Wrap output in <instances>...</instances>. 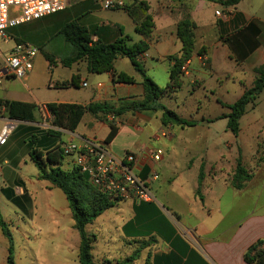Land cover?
<instances>
[{
    "label": "crops",
    "instance_id": "0c3cea01",
    "mask_svg": "<svg viewBox=\"0 0 264 264\" xmlns=\"http://www.w3.org/2000/svg\"><path fill=\"white\" fill-rule=\"evenodd\" d=\"M142 1L154 24L148 39L135 32L133 19L123 10L132 6V0H121L123 6L112 10H104L97 0H66L62 12L19 25L30 24V28L20 37L6 32L8 39L0 41L4 53L14 47L15 40L38 50L32 71L24 79H4L0 87V136L7 124L13 125L6 142L0 145V217L13 238L15 264H57L60 236L66 250L76 251L78 257L79 244L74 246L72 242L74 221L66 198L59 189L39 179L30 153L93 138L114 157L135 154L134 172L141 180L149 179L155 198L152 203L119 202L111 208L116 209L114 216H108L109 209L89 225L97 224L95 233L101 241L98 254L93 255V246V264H246V250L257 240H264V162L260 165L263 170L259 185H254L255 174L239 190L231 184L238 156L250 151L249 146L259 139L264 141V90L245 113L252 110L254 135L248 136V126L243 124L245 115L239 121L237 137L226 129V119L216 120L222 115L219 112L228 113L223 105H232L251 88L256 77L254 70L264 65V0H242L226 7L207 0ZM185 16L195 26V53L186 64L181 87L194 85L204 106L214 103L219 111L184 127L194 129L195 136H177L176 131L171 134L175 126H163L159 111L127 112L119 117L87 113L74 132L51 125L47 104L107 103L118 108L143 101L142 76L128 73L131 69L137 71L126 58L116 59L113 70L132 78L133 84L114 82L111 73L89 74L84 61L64 67L61 60L73 53L60 35L65 24L75 21L85 27L93 42L108 44L123 37L130 39L129 44L145 41L149 49L138 61L145 64L146 76L156 85L149 72L162 69L166 87L172 66L167 58L181 50L176 28ZM60 51H68V56L62 57ZM149 61L152 63L147 65ZM74 76L79 78L77 87L60 88ZM5 80L8 82L3 87ZM9 80L18 82L23 91L10 90ZM79 88L90 89L87 94L76 95ZM5 102L29 106V116L11 118ZM255 111L257 114H253ZM82 125L89 130H80ZM101 129L103 134L97 137ZM112 129L115 132L106 142ZM48 130H56L60 136H50ZM144 134L146 137L141 138ZM164 139L168 144H164ZM119 140L122 142L118 148ZM235 143L239 146L236 153L232 148ZM157 149L163 154L156 162L149 155ZM225 151L233 153L231 161H222ZM212 165L219 168L213 175L209 173ZM72 166V159L64 157L62 168L68 170ZM201 167L206 175L202 173L198 192ZM153 173L157 179H151ZM244 207L247 210L239 220L229 221ZM64 218L72 219L71 231L62 228ZM15 234L25 248L17 247ZM131 256H135L133 261H129ZM7 258L8 241L0 231V264H7Z\"/></svg>",
    "mask_w": 264,
    "mask_h": 264
},
{
    "label": "trees",
    "instance_id": "16d2710c",
    "mask_svg": "<svg viewBox=\"0 0 264 264\" xmlns=\"http://www.w3.org/2000/svg\"><path fill=\"white\" fill-rule=\"evenodd\" d=\"M132 6L124 7L123 10L133 19L136 28L135 32L144 39H148L154 29V24L150 15L147 14L148 6L142 0H132ZM216 2L222 6H235L242 0H207ZM195 26L188 16H185L179 22L176 28V35L181 42L179 54L169 56L167 60L172 63L169 70V83L164 88H159L145 74L138 61V57L148 51V44L140 41L129 44L130 39L123 37L112 43L104 44L99 41L93 42L92 35L83 26L73 21L65 24L60 30V35L65 42L73 49L71 56L61 60L64 67H70L72 64L84 61L86 71L89 74L111 73L114 82L133 84L134 80L125 74H116L113 70V63L118 58H126L130 61L134 69L142 76V86L144 89L143 101L139 104L122 105L115 108L107 103H90L88 105L76 104H47L45 108L51 116V125L54 128L74 132L79 125L82 117L89 113L97 116L119 117L127 112H161V124L163 126L174 125L179 127H191L194 122L180 118L173 111L166 109L160 99L168 91H175L181 87L182 72L181 67L191 59L195 53ZM16 44H21L20 41ZM200 54V52H198ZM51 63V61H50ZM256 75L251 88L247 89L243 95L232 105H223L227 114H223L216 120L226 119V129L237 137L240 132L239 121L245 115L248 107L253 106L260 93L264 90V65L254 70ZM79 78L74 76L69 83H63L60 88L77 87ZM9 116L13 119H25L29 116L26 114L29 106L5 102ZM114 129L110 132L109 142ZM47 134L53 137H59L60 133L56 130H48ZM30 158L39 171V179L47 181L51 186L59 189L65 196L68 203L74 229L77 231L80 242L78 248V261L80 264H93L92 243L94 236L86 232V227L101 216L105 211L118 204L119 200H112L100 193L88 181L85 174L79 169L72 166L68 170L62 168L64 156L60 147H54L48 151L42 152L37 149L32 150ZM203 169H200L198 176V192L201 187ZM252 178L245 167L242 166L240 155L236 161V168L231 179L232 186L239 190L243 185ZM0 231L8 241V258L7 264H15L13 261L14 242L7 225L0 217ZM135 256H131L129 261H133ZM243 260L246 264H264V240H257L246 250Z\"/></svg>",
    "mask_w": 264,
    "mask_h": 264
},
{
    "label": "built area",
    "instance_id": "2783aa9c",
    "mask_svg": "<svg viewBox=\"0 0 264 264\" xmlns=\"http://www.w3.org/2000/svg\"><path fill=\"white\" fill-rule=\"evenodd\" d=\"M104 10L123 6L121 0H97ZM66 0H0V41H6L7 30L32 21L62 12ZM38 50L26 44H15L9 52L0 50V87L4 79H24L33 68ZM204 63V59L200 58ZM181 67L186 74V64ZM205 64V63H204ZM205 66V65H204ZM86 86L85 83L82 84ZM5 106L1 107L3 112ZM13 125L7 124L0 136V145ZM64 157L72 159L73 166L85 174L89 183L112 200L152 203L155 201L149 179L141 180L134 172L135 154L127 153L121 158L114 157L103 144L95 140H82L81 143H66L60 147ZM162 150L150 151L149 157L159 161ZM151 179H157L156 174Z\"/></svg>",
    "mask_w": 264,
    "mask_h": 264
},
{
    "label": "rangeland",
    "instance_id": "374dc122",
    "mask_svg": "<svg viewBox=\"0 0 264 264\" xmlns=\"http://www.w3.org/2000/svg\"><path fill=\"white\" fill-rule=\"evenodd\" d=\"M28 27L30 28V24H27L25 26L16 27L14 29L8 30L7 34L12 35L13 37H20L23 34V32L26 30V28H28ZM24 35H25V33H24ZM60 53H62V55H63L62 57L68 56V54H67L68 51H66V52L60 51ZM123 60H124L125 64H128L127 63L128 61L126 59H123ZM151 63L152 62L149 61V63H147V65L151 64ZM123 67L125 68L126 65H124ZM144 67H145V64L144 65L141 64V68L143 70H144ZM63 72H65V70H63ZM128 73H131L134 77L139 76V73L138 72L136 73L132 69ZM149 75L153 76L155 78L157 85L161 89L165 88V82H164V78H163L164 76L162 74V69L156 70L155 72L150 70ZM9 81L12 82L11 84H9L10 90L16 91V92L23 91L22 87L20 86V84L18 82L14 81V80H9ZM6 82H8V80H5V82L2 85L3 87L6 86L5 85ZM181 86H182V83H181ZM89 89L90 88L76 89L75 94L76 95L87 94L89 92ZM178 93H180V94L178 95ZM0 97H2L1 93H0ZM231 99H228L227 101H232ZM160 102L166 109L173 111L175 114L180 115L181 117H183L189 121H193V120L196 121L201 116L208 117V116L213 115V112H216V113L219 112V111L218 112L216 111L217 108L215 107V104L213 102H212L213 105H211L210 107L204 106L205 102H203L202 100L199 99V96L197 95V92L195 91L194 85L189 86L188 88H185V89H182V87H180L179 89H177L175 91H168L166 94H164L162 96V98L160 99ZM224 112H226V111H224ZM257 112L258 111H255V113H253V114H257ZM219 113H222V115H223V112H219ZM252 118H254L252 116V110L249 109L247 115H245V117L243 118V124L248 126V131H247L248 136L254 135V133L256 132V130L254 129L255 126L253 124ZM180 129L183 130L184 127H179V126L172 127L170 133L172 134V131H174V132L176 131L177 136H192L193 137L196 135V131L194 129H184V132H180ZM80 130L86 131L89 129H87V127L85 128V126L82 125ZM103 131H104V129L97 131V137L102 136ZM197 132L201 133V132H203V130H197ZM166 136H167V134L165 133V137ZM258 136H260V138H261V134H258ZM144 137H146L145 134L141 138H144ZM91 140H96L97 142H100L95 138H93ZM163 141H164V144H168V142L165 139ZM121 142L122 141L119 140L116 143L118 148L120 147ZM238 147L239 146L236 143L234 145L232 144V148L234 150V153L237 152ZM249 148L251 149L250 151L245 150V152H244L245 154L243 156L240 155L241 163H242V166L245 167V169L249 172L250 175H252V176L254 174L256 175V179H255L256 181L254 182V185H259V183H260L259 173L261 172V170L264 169V168L260 169V167H261L260 165L264 162V141L259 139L257 144H255L253 146H249ZM232 158H233V153L230 151H228V152L225 151L223 153V158H222L223 160L222 161L225 162L224 160H226V159L231 161ZM244 165H246V166H244ZM209 168H210L209 173H212V175L216 174V172H218V170H219L217 165H212ZM261 174H262V172H261ZM204 175H206V173ZM59 194H60L61 200L62 199L64 200L63 194L60 191H59ZM114 206H116V205H114ZM246 210L247 209L244 207L243 210L236 211L235 214L230 217L229 221L234 222V221L239 220L244 215ZM115 212H116V209L114 208V209H110L107 214H108V216H114ZM72 223H73L72 219L64 218L62 220V228L65 230L69 229L71 231ZM97 228H98L97 224H94L91 226L88 225L86 227V232L89 235H92V236L97 238L99 235L98 233H95V231L96 232L98 231ZM73 234L75 236V239L72 240V242H73V245L75 246V243H76V245L79 244L80 239H79V236L75 230L73 231ZM15 238H16V244H17L18 248H19V246L21 248L26 247L22 243L20 236L18 234H15ZM59 240H60L59 241V244H60L59 248L60 249H59V254L57 257V264H80L78 261L77 252L76 251H73V252L67 251L66 247L63 246L61 243V236H60ZM94 241H95V239H94ZM94 241L92 243V248L94 246L93 255L98 254L97 252L99 251V245H101V241H99V237L97 238V242L94 243ZM69 243H70V241H69ZM78 248H79V245H78ZM78 248H77V250H78Z\"/></svg>",
    "mask_w": 264,
    "mask_h": 264
}]
</instances>
